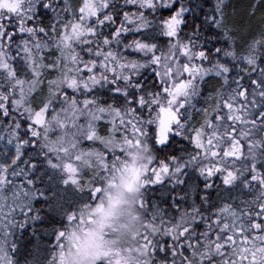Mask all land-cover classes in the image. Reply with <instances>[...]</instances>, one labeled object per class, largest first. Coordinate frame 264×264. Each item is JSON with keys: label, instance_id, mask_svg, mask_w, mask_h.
<instances>
[{"label": "snow or ice", "instance_id": "obj_1", "mask_svg": "<svg viewBox=\"0 0 264 264\" xmlns=\"http://www.w3.org/2000/svg\"><path fill=\"white\" fill-rule=\"evenodd\" d=\"M106 193L145 264H264V0H0V264Z\"/></svg>", "mask_w": 264, "mask_h": 264}, {"label": "flooded vegetation", "instance_id": "obj_2", "mask_svg": "<svg viewBox=\"0 0 264 264\" xmlns=\"http://www.w3.org/2000/svg\"><path fill=\"white\" fill-rule=\"evenodd\" d=\"M137 170L130 168L128 170V178L124 181V187L130 189L135 179ZM131 199V197H129ZM119 198H108L105 194L103 200L104 207L99 210V215L95 214L91 209L90 216L97 218L96 220L89 217L87 222L80 223V209L76 210L77 220L69 225L65 231V247L58 249V254L54 255L62 261V264H94L95 260L104 259L106 264H124V257L120 255H112L114 244L109 240L103 239L97 231L106 228L105 222L102 225L103 217L110 218L114 214L113 210L119 204ZM125 212L129 215L137 214L135 209L129 205H124L116 213ZM103 219H100V218ZM86 231L87 237L81 238V230ZM88 231V232H87ZM94 232V233H93Z\"/></svg>", "mask_w": 264, "mask_h": 264}, {"label": "trees", "instance_id": "obj_3", "mask_svg": "<svg viewBox=\"0 0 264 264\" xmlns=\"http://www.w3.org/2000/svg\"><path fill=\"white\" fill-rule=\"evenodd\" d=\"M91 209L90 208H81L80 216L83 218V221L87 222L90 216ZM129 215V213L118 212L110 216V218H106L103 220L106 228H103L97 233L106 240L111 241L114 244V249L112 251V255H120L124 257V264H129V260L134 261V264H145L144 259L139 257L138 248L139 245L135 239L138 232L143 231L142 224L143 220L140 217L139 213ZM94 218V217H92ZM102 217L100 219H103ZM95 220L97 218H94ZM83 222V223H85ZM81 223V222H80ZM135 227L136 229H130ZM88 232V231H87ZM94 233V232H93ZM86 231L81 230L80 236L81 238L87 237ZM58 252L55 253V255Z\"/></svg>", "mask_w": 264, "mask_h": 264}, {"label": "rangeland", "instance_id": "obj_4", "mask_svg": "<svg viewBox=\"0 0 264 264\" xmlns=\"http://www.w3.org/2000/svg\"><path fill=\"white\" fill-rule=\"evenodd\" d=\"M130 229H136L135 227H133V228H130Z\"/></svg>", "mask_w": 264, "mask_h": 264}]
</instances>
